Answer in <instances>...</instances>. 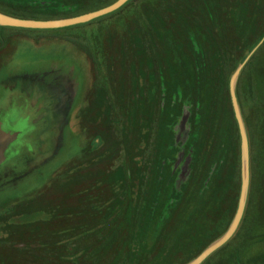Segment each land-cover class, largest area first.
I'll use <instances>...</instances> for the list:
<instances>
[{"label":"rangeland","instance_id":"374dc122","mask_svg":"<svg viewBox=\"0 0 264 264\" xmlns=\"http://www.w3.org/2000/svg\"><path fill=\"white\" fill-rule=\"evenodd\" d=\"M51 1L0 0V12L117 0ZM263 36L264 0H134L73 28L0 29V86L44 99L50 120L40 140L19 97L13 125L0 120V264H188L223 236L242 177L229 82ZM248 63L236 92L249 198L211 264H264V43Z\"/></svg>","mask_w":264,"mask_h":264},{"label":"water","instance_id":"95a60500","mask_svg":"<svg viewBox=\"0 0 264 264\" xmlns=\"http://www.w3.org/2000/svg\"><path fill=\"white\" fill-rule=\"evenodd\" d=\"M132 1L133 0H117L116 2H114L109 6H106L104 8H101L99 10L90 13L74 16L71 18L57 19V20L23 19V18L13 17L0 12V29L9 28V29L26 30V31H53V30L73 28L79 25L91 23L103 19L105 17L111 16L121 11ZM263 43H264V36L261 39V41L257 44V46L248 54L245 60L237 67V69L231 76L229 82V92L231 96L233 112L241 140V158H242L241 189H240V196H239V202H238L236 214L225 234L221 236L218 240H216L214 243H212L210 246H208L200 255H198L188 264H202L213 253H215L223 246H225L234 237L244 217L248 198H249V192H250V179H251L250 145H249L248 132L243 119L240 104L238 102L236 84L242 71L244 70L250 59L253 57V55L263 45ZM1 134L2 135H0V160L5 158L3 155L4 152L3 146L8 141L7 137L5 138L3 136L6 134L5 133H1Z\"/></svg>","mask_w":264,"mask_h":264},{"label":"flooded vegetation","instance_id":"af4514ba","mask_svg":"<svg viewBox=\"0 0 264 264\" xmlns=\"http://www.w3.org/2000/svg\"><path fill=\"white\" fill-rule=\"evenodd\" d=\"M196 60H197V57H196ZM18 91H21L20 87L17 88L15 86L14 88H11V86H0V120L3 123H6L8 126H10L11 124L13 125V123H11L10 117H11V115L15 109L16 103H14V101L16 98L19 97L23 101V103H20V104L24 105V107H20V108L26 112L25 121L27 122V124L25 126H27V127H30V126L40 127L39 129H41V133L37 134V138H39L41 140V136L45 133V130L48 128V125H50L48 110H46L43 107L44 99L39 98L38 100H35V94H31V95L29 94L30 96L27 94V96H23L25 94L22 91H21V93H18ZM46 111H47V114H46ZM28 119H29V121H28ZM64 120H66V118H64ZM65 129L66 128L63 127L62 136L65 134ZM26 140H27L26 144H28V137H26ZM15 153H20V152L18 150H15L14 148H11L7 152L8 159L12 158L15 155ZM246 208H247V206H246ZM245 212H246V210H245ZM244 216H245V214H244ZM242 221H243V219H242ZM239 229H240V226H239L238 230L236 231L234 237L225 246H223L221 249H219L218 251L213 253L202 264H211V263H209V261H211V259L216 255V253L223 250L238 235Z\"/></svg>","mask_w":264,"mask_h":264},{"label":"trees","instance_id":"16d2710c","mask_svg":"<svg viewBox=\"0 0 264 264\" xmlns=\"http://www.w3.org/2000/svg\"><path fill=\"white\" fill-rule=\"evenodd\" d=\"M36 3H40V4H45V6H46V8H49V7H52L53 6V2L51 1V0H45V1H43V0H34ZM134 1V0H133ZM131 3V2H130ZM50 5V6H49ZM128 6V5H127ZM57 7L58 8H62V7H64V6H60V4L59 3H57ZM125 8V7H124ZM123 8V9H124ZM69 11H73V10H69ZM120 12V11H119ZM118 13V12H117ZM7 14H10V15H12V16H17L16 14H11V13H7ZM62 14H64V15H62ZM66 14V15H65ZM116 14V13H115ZM77 15H79V14H77V13H69L68 11H66V12H61V11H57V9L55 8V13L54 14H50V13H46V14H43V15H40V16H37V17H30L29 19H44V20H53V19H60V18H69V17H73V16H77ZM114 15V14H113ZM112 16V15H111ZM108 17H110V16H108ZM196 62H197V60H196ZM249 64V63H248ZM196 69H197V67H196ZM195 69V71L197 72L198 71V69L196 70ZM176 190L178 191V187H176Z\"/></svg>","mask_w":264,"mask_h":264},{"label":"crops","instance_id":"0c3cea01","mask_svg":"<svg viewBox=\"0 0 264 264\" xmlns=\"http://www.w3.org/2000/svg\"><path fill=\"white\" fill-rule=\"evenodd\" d=\"M69 18H71V17H69Z\"/></svg>","mask_w":264,"mask_h":264}]
</instances>
